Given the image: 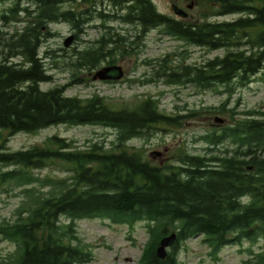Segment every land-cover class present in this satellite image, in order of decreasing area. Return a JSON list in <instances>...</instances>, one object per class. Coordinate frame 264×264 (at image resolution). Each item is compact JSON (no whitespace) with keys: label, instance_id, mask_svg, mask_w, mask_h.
I'll use <instances>...</instances> for the list:
<instances>
[{"label":"trees","instance_id":"1","mask_svg":"<svg viewBox=\"0 0 264 264\" xmlns=\"http://www.w3.org/2000/svg\"><path fill=\"white\" fill-rule=\"evenodd\" d=\"M3 1L12 5L0 15V23L18 22L20 14L25 24L9 42H2L7 53L0 60V185L21 188L23 197L13 220L0 222V240L15 245L8 264L89 262V253L73 243L76 223L87 219L115 225L145 222L148 241L139 264H179V244L197 236L211 254L242 240L264 239V113L246 112L247 117L220 132L205 133L200 139L208 146L205 153L185 155L170 170L143 162L140 155L122 147L157 125L175 121L161 113L152 99L132 109H114L97 95L83 99L66 95L62 86L41 87L51 76L39 47L51 36L49 24L77 27L78 15L63 9L76 0ZM109 1L124 14L98 18L136 23L142 36L161 27L164 34L199 48L225 49L223 56L185 67L179 76L169 74V82L184 77L187 85L205 90L217 84L228 92L231 81L246 84L263 69L264 0H205L216 7L212 15L203 17L239 18L189 27L159 13L150 0ZM107 34L91 51L94 57L80 52L76 68L94 67L95 60L107 58L125 40ZM62 125L110 128L116 132L114 149L104 151L94 143L79 150L56 135L27 149L6 148L8 139L17 134ZM223 143L231 150L217 153L214 148ZM54 163L62 165L67 175H33L32 171ZM170 233H176V243L160 260L155 250ZM256 257L258 264H264L263 255Z\"/></svg>","mask_w":264,"mask_h":264},{"label":"rangeland","instance_id":"2","mask_svg":"<svg viewBox=\"0 0 264 264\" xmlns=\"http://www.w3.org/2000/svg\"><path fill=\"white\" fill-rule=\"evenodd\" d=\"M150 1L159 13L168 18L175 19L172 11V6L175 5L186 11L193 21L196 18L202 19L203 15H212L216 7L205 0ZM95 2L96 4L89 0H76L63 5L64 10L74 11L78 15L76 18L79 23L76 28L65 22L49 24L48 31L51 36L41 43L39 55L44 59L51 81L41 87L50 89L62 86L66 95L83 99L97 95L114 109H132L150 98L161 113L175 118L173 125H157L145 137L128 141L122 149L129 154L137 153L143 162L170 170L185 155L205 153L208 146L200 140L205 133L220 132L234 121L238 122L247 117L246 112L264 113V65L248 83L240 84L238 79L234 80L229 85L231 91L228 92L225 87L218 85L205 90L199 85H187L184 77L177 80V83L169 82V74L175 73L179 76L185 67L200 66L207 60L223 56L225 49L208 51L168 36L162 28L150 30L142 36L134 24H123L110 17L98 18L100 14L120 17L124 11L113 9L109 0H103L102 4L99 0ZM190 4L192 8L188 9ZM11 5L8 1L0 2V15L6 13ZM23 17L18 14V22L0 23V60L7 53L2 42H9L15 33L23 30L25 24L20 22ZM238 18L236 15L222 16L214 17L212 21H231ZM107 33L123 37V44L120 43L115 48L113 46L114 49L107 58L95 60L94 67L76 68L75 63L80 52H89V56H93L91 51L99 46L100 39L107 37ZM68 37H73V41L66 48L63 43ZM108 65L123 68L122 80L113 83L93 81L92 76L97 70ZM222 103L225 105L220 109ZM54 135L73 143L79 150H86L88 146L96 143L102 150L111 151L116 138L114 130L103 126L62 125L34 134H17L8 139L6 148L10 151L27 149L42 144ZM225 149L231 150L228 143L214 148L217 152ZM155 153H161V156H156ZM32 173L39 178L67 175L59 163ZM20 190L21 188L10 190L9 187L0 185V222L4 219L13 220L15 210L23 200ZM75 237L77 239L73 243L82 247L90 256L89 262L84 264H139L148 241L145 222L115 225L102 219L78 221ZM202 240V237L197 236L180 243L178 263L258 264L256 256H264L262 238L223 246L215 254H211V250ZM14 249L12 242L0 240V264H8Z\"/></svg>","mask_w":264,"mask_h":264},{"label":"water","instance_id":"3","mask_svg":"<svg viewBox=\"0 0 264 264\" xmlns=\"http://www.w3.org/2000/svg\"><path fill=\"white\" fill-rule=\"evenodd\" d=\"M188 9L192 8V4L187 6ZM172 11L175 15L184 17L186 16V12L180 8H177L175 5L172 6ZM73 41V37H68L64 43V47H69ZM123 72L121 67L119 66H112V67H105L98 70L93 76V81H118L122 78ZM215 121H218L215 119ZM156 156H161V153H155ZM177 235L176 233H170L167 236H164L160 239L158 246L155 250V255L158 259L163 260L166 255L167 251L176 243Z\"/></svg>","mask_w":264,"mask_h":264},{"label":"flooded vegetation","instance_id":"4","mask_svg":"<svg viewBox=\"0 0 264 264\" xmlns=\"http://www.w3.org/2000/svg\"><path fill=\"white\" fill-rule=\"evenodd\" d=\"M93 1V3L94 4H96V2H95V0H92ZM110 2V1H109ZM99 3L100 4H102L103 3V0H99ZM93 4V5H94ZM116 8H118L117 6H113V9H116ZM119 9V8H118ZM181 9V8H180ZM186 12V11H185ZM214 17H203L202 19H197L196 18V20L195 21H193V20H191V16L188 14V13H186V16H184V17H180V16H177V15H175V19L174 18H170L169 17V19L170 20H172V21H175V22H179V23H181L184 27L186 26V27H189V26H192V25H196V26H199V25H201V24H212V23H219V22H222V21H212V19H213ZM135 26H137V28H138V25L136 24V23H133ZM138 30H139V28H138ZM138 37V36H137ZM174 38H176V37H174ZM177 39H179V38H177ZM89 59L91 60V58L89 57ZM112 66H118V65H108V66H105V67H112ZM105 67H102V68H105ZM120 67V66H119ZM102 68H100V69H102ZM99 69V70H100ZM121 69H122V72H123V75H122V77L124 76V71H123V68L121 67ZM98 71V70H97ZM122 80V78L120 79V80H118V81H107V82H110V83H113V82H119V81H121ZM231 82H234V80L233 81H231ZM216 84V83H215ZM232 84V83H231ZM191 85H196V84H191ZM217 85V84H216ZM222 145V144H221ZM219 147V145L216 147V148H218ZM229 150V149H228ZM224 151V150H223ZM223 151H221V152H217V153H222Z\"/></svg>","mask_w":264,"mask_h":264}]
</instances>
